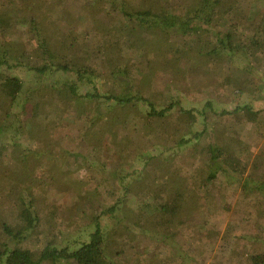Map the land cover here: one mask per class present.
I'll return each instance as SVG.
<instances>
[{
    "label": "rangeland",
    "instance_id": "obj_1",
    "mask_svg": "<svg viewBox=\"0 0 264 264\" xmlns=\"http://www.w3.org/2000/svg\"><path fill=\"white\" fill-rule=\"evenodd\" d=\"M124 1L133 9L179 13L198 0ZM263 14L264 0H223L211 25L184 39L159 41L151 50L156 38L146 37L142 45L126 42L130 35L119 33L118 17L98 0H0L3 49H35L28 21L36 18L53 44L59 48L67 40L66 53L85 67L89 50L101 75L93 86L62 69L39 77L24 67L0 72V126L15 130L0 132L8 167L0 175V231L4 224L25 234L31 229L22 246L35 252L65 245L67 237L87 240L93 216L119 201L117 222L102 220L110 225L119 264H245L264 253V192L248 193L223 175L207 180L205 162L211 142L233 136L242 159L239 175L264 181V43L263 56L209 54L218 46L217 31L231 30L248 41ZM7 15L19 23L13 26ZM120 40L126 48L115 46ZM117 69L128 71L131 93L158 108L179 102L199 109L197 121L190 125L176 107L152 123L148 108L133 102L100 104L103 116H93L97 106L88 104V88L119 94L110 78ZM6 74L25 83L16 103L1 90ZM75 82L74 95L69 86ZM207 101L219 112L249 105L260 114L254 121L243 112L225 116L214 128L213 111L201 114ZM196 129L207 131L197 139ZM184 138L192 141L179 149ZM110 171L127 177V193L110 180ZM171 199L179 200L177 213L155 209Z\"/></svg>",
    "mask_w": 264,
    "mask_h": 264
},
{
    "label": "trees",
    "instance_id": "obj_2",
    "mask_svg": "<svg viewBox=\"0 0 264 264\" xmlns=\"http://www.w3.org/2000/svg\"><path fill=\"white\" fill-rule=\"evenodd\" d=\"M5 1L7 4H10L13 0ZM98 1L103 2L107 6L109 14L118 17V21L122 24L118 29L119 33L127 32L131 37L127 39L126 42H136L142 45L146 37H152V39L156 38L155 42L151 43L153 45H149L152 50V47L154 45L156 46L159 41H168L172 37L184 39L185 36L197 34L205 25H211L213 16L216 15L217 8L223 0H198L192 8L183 9L179 13L162 9L153 10L144 7L133 9L129 7L124 0ZM6 19L9 21L12 20L13 26L19 23V17L7 15ZM28 22L30 23L29 29L31 30V34L35 36L37 47L32 49V51L22 48L11 51L7 50V48L3 49L0 43V72H4L3 70H5V68L24 67L28 71H33L37 74L36 76L39 77L52 69H62L77 74L79 81L83 84L88 80V85L92 84L93 78L97 79L101 76L93 66L94 62H91L93 58L89 50L88 67H85L87 63H78L76 62L78 59L73 56V53L71 55L72 58L66 53L68 49L66 44L67 40L63 41L62 46L57 48L55 44H53L52 39H50L51 36L49 37V35L44 32L36 18ZM258 27L259 29L256 31L255 36H250L249 39H247L248 41L239 36L234 37L235 34L231 30L217 31L218 46L211 50L209 54L232 58L236 57L238 52L241 51L246 56L253 54L263 56L261 45L264 43V14L259 20ZM47 37L50 39L49 41ZM72 44L75 45L74 42H72ZM119 45L126 46L125 44H121V40L115 43V46L119 47ZM141 50L142 54H144L145 51L142 48ZM127 72L126 69L125 71L123 69H117L116 72H111L112 75H110V78L113 79V85L121 89L119 94L111 93L107 95V93H100L97 90L88 88V92L85 95L88 97V104L90 103L97 106L93 116H97L98 118L103 116L99 115V109L101 108L100 104L111 106L112 104L126 105L129 102H133L138 105H145L146 108H148V117H150V120H153L152 123L167 119L176 107H178L179 111L183 113L189 121H191L190 125H193V122L197 121L196 111L199 112V109L184 108L180 106L181 104L179 102H170L169 105L158 108L140 94L131 93V89L128 87L131 81L126 78L128 77ZM92 85L94 86V84ZM78 87L79 84L77 82L71 83L69 86L74 95L77 93ZM1 90L11 98L13 103H16L22 93L25 92V83L19 76L6 74L1 82ZM71 98H73V96ZM207 110L213 111L212 117L214 123L211 122V124L214 125V128H218L219 121L225 120V116L232 117L236 114H240L239 112H243V116H245L247 120L254 121L258 119L260 114V111L253 110L249 105L238 106L233 111L225 109L219 112L213 107L212 101H207L205 103L203 111L202 109L200 110L202 111L201 114H206ZM90 119L91 117H89L88 120L92 122ZM215 123H217V125ZM8 131L15 130L11 129L10 126H0V132L3 134ZM206 131L207 130L204 129H196L192 132V136L199 139ZM218 139V141L214 140L211 142L205 150V162L208 169L207 180L212 181L223 175L229 181L233 178L232 180L235 179L237 182L241 183L244 190L248 193L255 190L264 192V181L243 178L242 175H239L240 171L238 166L242 165V159L240 158V153H238L240 148L238 147L239 145L235 143V138L233 136H228V141H226V143L220 140V138ZM14 140L16 139H12L11 141L14 142ZM190 141L192 140L189 138H184L179 141V149H183L185 144ZM4 150L5 145L0 144L1 176L8 173V167L4 164ZM241 152H243V150ZM109 178L127 193L129 185L126 176L119 177L117 173L110 171ZM121 205V202L118 201L102 209L99 214L93 216L94 218L91 224L92 229L88 232L87 240L71 239L67 237L64 239L65 245H48L39 252L22 246V242L29 237L28 235L31 233V229H29L30 232L28 234H25L23 231L15 232L9 225L4 224L0 231V264H119L118 252L115 246L111 244L112 241L110 240V225H103L102 220L104 218H109L113 222H117L116 219L119 218ZM28 208H30V205ZM178 208V199L163 201L161 204L155 205V209L161 210L162 212L177 213L179 210ZM31 213L37 220L39 219L37 211L31 210ZM148 232L150 231H145V234ZM245 261V264H264V253H255Z\"/></svg>",
    "mask_w": 264,
    "mask_h": 264
}]
</instances>
